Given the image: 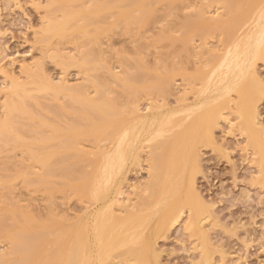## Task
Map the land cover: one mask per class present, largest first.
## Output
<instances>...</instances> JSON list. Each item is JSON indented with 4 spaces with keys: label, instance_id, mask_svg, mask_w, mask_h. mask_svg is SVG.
<instances>
[{
    "label": "rangeland",
    "instance_id": "374dc122",
    "mask_svg": "<svg viewBox=\"0 0 264 264\" xmlns=\"http://www.w3.org/2000/svg\"><path fill=\"white\" fill-rule=\"evenodd\" d=\"M146 1V9H148V11L145 9L146 12L142 14L143 17L141 16L140 18L138 17L141 15L139 11L143 9L142 7H145L144 4H146ZM146 1L0 0V58H2L0 61V120H3L2 122L5 123L6 121L8 123L11 122L10 124L12 125V128L10 127V124H7L6 126L13 130L12 132L11 129L8 128L9 135H7V132L5 135L4 132L6 130H4V132L1 133L2 135H5V137L0 136V258H2L3 252L6 250L4 231H1L5 230L4 225L7 226L5 223H9L4 220L7 212H11V216H13L12 212H14L15 217L16 213L19 215L18 211L25 213L24 210H19V208H22L25 209L26 212L31 211L30 213L28 212L29 214L26 213L28 214V217L30 216V218H33V214H35V216L40 218L42 215L47 214L45 213L47 212L46 207L49 202H52V214L55 216L53 218L52 216L48 217L50 220L51 218L53 219V223L55 222L57 227L59 225L60 228H62L64 224H68L69 222H66L63 218H66L67 216L70 218L69 215L75 213L80 214L83 211L82 208L85 205L84 202L86 201L84 200H86V198L80 200L84 197L77 198L78 196L74 193L77 196L76 197L73 194L72 188L69 187L71 182L74 183L76 180H70L71 182H69V178L72 177L73 179L74 176L71 175L70 177V174L68 173L70 172L69 167H67L68 172H63L67 174H64L63 176H61V174L58 176V173V175L53 178L55 182L52 180V183L55 188L53 189L51 188L53 186H49V189H53L52 193L54 195L48 194L45 190L48 189V182L47 188L42 185L34 186L36 185L34 181H31L30 183V179H33L35 176L33 173H30V171H34L33 169H37V167L34 166L36 165L33 160L34 157L30 156V159L29 154L31 152L34 153V148H37L35 147L37 145H34L35 143L37 144L34 139H37L36 133L39 135L37 128H40V123L44 125L40 128L44 134H46V131L50 130V127L47 126L46 128L48 123L49 125L54 124L53 126L57 125L58 127L56 126V129L60 127V130H66L68 129L66 127L67 125L69 128L73 125V127L78 128L81 131H84L85 128L88 129L91 125V123L87 122L89 121L88 119H86L87 121L85 122L84 117L86 115H83V112L80 115L81 111L77 108L79 104H76L77 102H75L74 99L73 101L75 103H70V98L72 99V97L69 96L70 91H67L69 94L66 93L65 86L67 88L71 86L70 90L72 87L80 89L79 91H81L80 93L83 95H78L80 93L76 92V97L79 96V100L80 98L83 99L84 96L95 97V100L98 99L97 95L99 94L96 93L97 88H101L107 94V97L109 96L114 99V103L109 99L113 104L117 102L116 105H119L122 107L121 109L124 110L129 104L127 94L130 90H127L126 87L125 89L123 88L119 82L120 78H126L132 74V80L133 75H136L141 71L139 73V75H142L141 81L142 78H144L143 81L146 82L143 84H146L145 86H147L149 82L150 85L153 84L154 86H152L153 89H148L146 91L141 90L143 86L141 85L140 87L139 84L138 87H140V90H137L135 93V95H137V103L141 104V107L143 108H145L144 106L146 105L157 107L161 105V109L159 108L160 111H165L167 107L174 105L173 101L178 94V87L184 84V81L178 74L180 69H186L188 73L192 72L194 67L192 62L196 60L197 56L193 54L192 51L195 49L192 48H194L196 44H201L203 48L206 47L204 48L205 52V49H214L217 44H220V41L218 42V40L223 38L218 34H225L221 32H226L227 34V30L230 31L233 27L236 29L239 23L241 24L240 27L238 26L239 29L248 27L246 30H251L250 19H246L245 15L249 13L250 16H257L264 11V0ZM60 2L65 5L58 4ZM143 2L144 6H141V3ZM67 6H69V8ZM138 7L141 10H138ZM63 9H69L68 11L71 10L68 12V15L71 13V19L69 18V23L66 25V31L64 30V34L61 35L62 37H58V35H55L54 37L50 35L51 37H49V33L44 31L47 29L46 25L48 23L51 25L54 21L63 19L61 17V15H63L62 13L65 11H63ZM242 12L243 14L246 12L247 14L245 13L243 16ZM91 16L93 18H90ZM200 16H202L204 20L213 18L214 26H212V24L211 27L206 25L209 27L207 28L206 26H203V24L202 26L206 28H203L204 31H202V26L200 28L199 25L205 23L206 20H201L198 25L197 23L199 20L197 19ZM88 17L90 19H88ZM196 20L197 23H194ZM71 21L73 22V25L71 24ZM215 21L217 24H215ZM186 22L190 25L188 26ZM191 24L192 26L197 24L198 26H194V28L199 30L196 32V29H194ZM209 24L210 23L208 22V25ZM190 26L192 29H190ZM206 29L210 31V34L209 31L206 32ZM185 30L190 32L188 35H194L191 39L189 38V43H187L188 50L186 53H188L189 47H191L190 45H193L191 51L187 55L184 51H179L181 46L180 42L177 41L178 39H176L178 36L180 39V35ZM200 30L202 33H206L204 34V38H202L204 39V42L199 39L198 35H196L197 33L200 34ZM193 32L194 34H192ZM45 33L48 38L44 43L42 42V39H45ZM184 35L186 34L184 33ZM190 35L188 37H190ZM40 38L42 39L40 40ZM172 39H176V41H172ZM202 47L199 45V48ZM199 48H197L196 51H199ZM89 53L92 54L89 56ZM206 55L208 54H204L203 57ZM11 60H14V63H11ZM26 63L31 67H29L31 71L28 72V75L31 72V78L47 76L46 78H50V80L53 79V83H55L56 79L59 77L61 78V82L57 81L56 83L62 87L64 86L63 88H65V90L60 86L61 88L58 94H61L58 96V94L55 93L58 96V100L56 99V95L54 96V99L56 100H53L52 96L54 94L51 96V93L48 92V90L37 92V89L35 91L33 86L35 83L33 85L31 84L32 82L29 83L30 77L20 68L21 64L26 65ZM136 66L138 67V71L140 70L138 73L136 71ZM144 71H146V73ZM256 71L264 82V60H258L256 62ZM112 74L115 75V78ZM136 77L139 78L140 76ZM168 77L172 80V87L169 88L166 87V85H163ZM36 79H34V81H36ZM134 79L139 83L138 79ZM14 80H18L16 83L19 82L18 84L21 86L24 83L25 85L23 84V86L26 87V89L17 92L19 95H15L19 97L21 94L28 92L30 94L26 93V95H28L27 97L32 96V98L34 97V100L30 98L27 99L24 95L21 96V98L24 97L26 101L23 99L20 100V97L18 98L14 93H10L8 86L10 82L13 83ZM128 80L129 79L122 82L126 83L131 81ZM138 83L136 82V87ZM122 89L127 91L120 92ZM73 91L75 90L73 89ZM20 92L22 93L20 94ZM62 92H65L64 94H67L68 98ZM6 93L9 94V97H12H10V101L14 99L12 100L14 103L17 100L18 102L20 100V103L24 101L22 104H25L28 101L26 103L27 112L24 111L25 105L21 104L23 110L19 108V111H13L12 113L9 112V114L7 113L8 118L11 119H9L10 122L5 119L7 117L4 113L6 110L3 109L2 106L5 99L6 101H9L6 98L8 95ZM81 100L79 101L80 103L82 102ZM18 102L16 104L20 107V103ZM37 102L38 104H36ZM60 103L63 104V108L66 103H68L66 104L67 107L71 104L68 108H65V110L67 109V112L64 111L62 106L59 108L61 105ZM166 103H169V105L166 106ZM163 104H166L164 106L165 108L162 107ZM122 105L125 107L123 108ZM51 106H54L53 108H55L54 110H51L52 112H50L51 108L47 109V107ZM115 108L118 109L116 106ZM23 111L24 114L22 113ZM257 111L259 114L258 120L262 123L264 128V95L261 96L260 101L257 103ZM14 112H21L22 114L18 113V115ZM55 113L58 114V116ZM108 113L110 114L111 112ZM233 114L231 113L228 115L233 125L221 120L219 126L214 128V142L212 144L198 145L200 171L194 176V185L204 203V210L210 214V218L205 220L202 225L207 238V257L203 254L205 251L202 249L201 241L196 236L191 235L188 230L185 231L186 228L184 225L188 215V213H186L182 216L179 222L167 229V231L162 234L163 236L160 235L156 238L154 252H156V255L158 254V256L155 257H158V260L155 259L157 264H264V178L258 172L255 149L249 144L245 133L243 134V132L241 133L239 130L237 126L238 124H236L238 119L235 116L236 114ZM77 115L80 116L78 117ZM82 115L84 117H82ZM91 116H93V114ZM108 116H105L106 119ZM111 116L110 118L112 121ZM80 117H82V119ZM93 118L96 121L97 118ZM71 119L73 121H71ZM42 120L46 121L47 124L46 122L44 124ZM72 122H74V124H72ZM84 122L89 123L90 125L87 126ZM60 130H58L59 137L57 136L59 139L62 138L60 142L65 140H63L62 136L65 138L74 136L73 139L69 137L72 140L67 138L71 142V144L68 145H72L74 142H76L74 143L76 145L74 150H65V147L61 150L57 149L59 148L56 146L58 143L56 144L55 142H52L53 145L57 147L54 146L55 149H53L58 151L56 152L55 157H53L56 158V161L58 160L57 156L58 158H62L63 155L61 156V154L66 152L64 154L72 153L70 156L76 154L77 159H82V157L84 159V157H86L84 160L90 164L89 161L95 159L97 155L94 156L96 147L98 149V146L106 145L107 143L106 140L100 139L101 136H98L97 133L95 136L90 135L89 133L85 134L83 135V138L81 135L77 136L79 133L76 134L77 137H75V135H70L69 129L67 132H59ZM14 131L17 132L14 133ZM19 136L20 140H17L16 138ZM49 136H51V134ZM46 137H48V135H46ZM58 138H56L57 141ZM21 139L23 140L21 141ZM60 142L59 146H61ZM46 150H49V148ZM143 150L145 151L146 149ZM142 153L143 157L140 158L141 162L130 166V168H132L131 172L128 171L126 177L127 181H124L123 183L125 195L122 196L124 200H126V197L130 199L127 202L128 204H137L142 197L146 196L144 188L147 184L146 182H149V179H151V173H148V165L145 161L146 153ZM79 154L83 156L81 157ZM75 157L73 158L74 160H70L69 158L66 159L67 157L65 156L64 159L69 160L70 163L68 161L67 164L65 161L62 163L67 166L68 163L71 164V162L73 163L76 160ZM81 159H79V161L77 160V162L80 163L79 165L84 163L81 165L83 168L86 165V162L83 160L84 162L81 163ZM59 164L57 165L59 166ZM63 164L60 165L61 169L63 166L65 167ZM72 165L70 166L72 167ZM87 166L88 165L85 166L86 168L84 170L88 173L91 166ZM78 167L80 166L76 165L74 167L75 170H77L76 172H79L80 170L82 171L81 168L80 170L76 169ZM67 168H63V170H66ZM75 170L70 173L73 174ZM57 172H59V170ZM76 172L75 175L77 174ZM81 174H84V171ZM23 176H25V178L28 177V179L25 181ZM78 176H80V174H77L74 178H78ZM36 179L37 176H35V181L38 182V179ZM43 184L46 183L44 182ZM50 195L52 201H50ZM48 197L49 200H47ZM51 206L47 208H51ZM16 207H18V209ZM14 210L18 211L15 213ZM42 212L45 214H42ZM50 213H48V215ZM7 217L10 218L9 215ZM48 217L43 218L44 222H49V220H45ZM35 219L38 220L37 218ZM14 220L16 219L10 221L14 222ZM57 220L58 222H56ZM40 221L42 220H38L37 223H35L36 221H33L35 225H32L33 222L31 221L30 224L28 221V227L31 225L29 228H34L35 232L39 231L40 229L38 228V225H40ZM61 223L63 225H61ZM56 225H54V229L57 228ZM63 227L64 229L62 230L58 227L60 231H56L58 232L56 235H54L55 231H53V236L51 234H49L50 237L45 236L48 240H46L47 242L45 241L47 244L44 242V245H48L50 241H55L58 235L65 231L66 227ZM39 233L40 231L37 234ZM207 248L204 250H207ZM205 258H207V260ZM109 259L107 262L106 260H103L106 262H103V264L131 263V261H126L123 257L121 259L120 255L118 257L116 254H113L111 260ZM94 263L96 262L94 261Z\"/></svg>",
    "mask_w": 264,
    "mask_h": 264
},
{
    "label": "bare ground",
    "instance_id": "6f19581e",
    "mask_svg": "<svg viewBox=\"0 0 264 264\" xmlns=\"http://www.w3.org/2000/svg\"><path fill=\"white\" fill-rule=\"evenodd\" d=\"M145 3L146 4H144V2L141 3V6L145 5V7H142V10L138 7V10H141L139 11L141 15L137 16L140 18L142 14L146 12V10L148 11V9H146L147 1ZM58 4L64 3L60 2ZM67 7L69 8V6ZM66 10L67 9H63L64 12L62 13L63 15H61L63 19L54 21V23H52L51 21L52 24L49 25L48 23L46 25L47 27L45 26L47 29H43L44 31H46V33H49V37H51L50 35H52V37L58 35L59 37L64 34V30L66 31V25L69 23V18L71 19V13H69L68 15V12H70L71 10ZM245 13L246 12H244V14ZM244 14L242 12L243 16ZM245 16L246 19H250L251 30H246L248 27L239 29L241 25L239 23L236 29L233 27L232 30H227V34L226 32H221L223 34L225 33L224 35H221L219 33L218 35H220L221 38L223 37L222 39L218 40V42L220 41V44H217L214 49H205L207 53L204 51V48L206 47L203 48L201 44H196L194 48H192L193 45H190L191 47H189L188 53L192 48L195 49L192 51L193 54L197 55L196 60L192 62L194 67L191 73H188L186 69H180L178 74L184 81V84L178 87V94L173 101L174 105L167 107L165 111H160L161 105L158 107L146 105L144 106L145 108H143L141 107V104L137 103V95H135V93L137 90H140L141 85L143 86V89L141 88V90L146 91L148 89H153L152 86H154L153 84L150 85L149 82V85L147 84V86H145L146 84H143L146 82L143 81L144 78H142L141 81L142 75H139L141 71H138L137 66L136 71L137 73H139L136 75L134 74L132 80V74L126 78L118 77L120 78L119 82L123 86V88L125 89L126 87L127 90H130L127 94L129 104L127 105V107L122 105L123 108L125 107L124 110H122V107L116 105L117 102L113 104L115 102L114 99L110 98L109 96L107 97V94L101 88H99L100 90L97 88L96 93L99 94L97 95L98 99L95 100V97L93 98L90 96H81L83 97V99L80 98V100L82 99V102L80 103L79 96L76 97L77 93L81 92L79 91L80 89L72 87V89L70 90L71 86L68 88L65 86V90V88H63L64 86L62 87L61 85H58V83H56L57 81L61 82L60 77L56 79L55 83L52 82L53 79L50 80V78H46L47 76H44L45 78L41 76V79L33 77L34 79L37 78L36 81L38 82H36L33 78H31V72L28 75V72L31 71L30 65L28 66L27 63L26 65H20L22 71L25 74L27 73V75L30 77L29 83L32 82V85L35 83L33 85L35 91L37 89L39 90H37V92H44L48 90V92L51 93V96L54 94L52 96L53 100H58V96L59 94H61H58V92H60L59 90L61 87L66 91V93L67 91H70V94L67 93L70 97H72V99L70 98V103L72 102L71 104H74L75 102H77L76 104H79L80 106L77 107L81 111L80 115L83 112L82 114L86 115L85 117L82 115V117H84L85 119V122L87 121L86 119H88L89 121L87 122L91 123L90 125L89 123L84 122V124H87V126L90 125L88 129L85 128L84 131L73 127V125H71L69 128V126L67 125L66 127L70 130V135H75V137L81 135L84 138L83 135L88 133L94 136L98 134V136H101L100 139L106 140L107 143L106 145L104 144L102 146H98V149L96 147L94 156L96 154L97 155L95 159L89 161L90 164H88V162L84 160L86 157H84L83 159V155L81 156V153L79 154L82 157V159L79 158L81 159V163L85 161V164L88 165L87 167H89V165L91 166V169L87 173L84 170L86 168V165L82 168L81 165H83L84 163L79 165L80 163L77 162V160L79 161V159H77L75 152V155L71 156L70 154L72 153L64 154L66 153L64 152L63 154H61V156L63 155L62 158H58L57 156V161L56 158H53L58 151L54 150L55 145H53L52 142H55L56 144L58 143L56 146H58L59 148H57L56 146L55 147L61 150L64 147L65 150H74L76 145L74 143L76 142L72 143V145H68L71 144L70 140L74 138V136L71 137L69 135L68 136L72 139H70L69 137L67 138H69L70 140L62 136L63 140H66H64L66 143L69 141L67 144L64 141L60 142V140L62 139L58 138V130H60V127L56 129L57 125H49V123L47 124L46 121L42 120L44 124L46 122V128L48 126L50 127V130L46 131V134H44L40 129L42 128L41 126H44L41 123L39 124L40 128H37L39 131V135L38 133H36L38 140L34 139L37 142V144H34L37 145L35 146L37 148H34V153L31 152L29 154V158L31 159V157H34L33 160L36 165H32L36 166L37 169L33 167L34 171H30V173H33V175L37 176L39 183L35 181V176L33 178L34 180L30 179V183L31 181H34L36 183V185L34 186L42 185L46 188L47 184L49 183L48 189L50 188L49 186H53L51 188L54 189L55 186L52 183V180L54 181L53 178L57 176L58 173V176H60L61 174V176H63L64 174H67L63 173L64 171L68 172L67 167H69V171L72 172L73 170H75L74 167L76 165L80 166L76 169L80 170L81 168L82 171L78 170L79 172H76L77 170H75L73 174L68 172L70 174V177L71 175L77 176V174H80L78 178H74V176L73 179L72 177L69 178V182L75 179L76 180L74 183L71 182L70 185L68 182V185L70 188H72L73 194L75 193L78 196L77 197L74 194L77 198L84 197L80 200L86 198V200H84L86 202L83 201L85 205L82 208V213H75L73 215H69L70 218L68 216L66 218H63V220H65L66 222L69 221L68 224L64 225L61 223V225L66 227L65 231L61 232L55 241H50L51 243L48 241L49 243L46 246L44 245V242L48 239H46L45 236L50 237L49 234L52 235L54 233L53 231H55L54 235H56L60 230L64 229L63 226L62 228H60V226L58 225V227L60 228L59 230L56 223H53L52 218L55 215L52 214V202L50 203L48 201L49 203L47 207L51 206V208L46 207L47 212L45 213H47V216L42 215L40 218L35 216V214H33V218H30V216L28 217V214L31 211H28V213L25 209L22 208H19V210H24L25 213L14 210L15 213L17 211L19 213V215L16 213L15 217L14 212H12L13 216H11V212H7L8 214L6 213L5 216L7 217L9 215L10 218L7 217L6 219V217H4V220L5 222H9L10 224L5 223L7 224V226L3 224L5 230L1 229V232L4 231V237L6 239V250L5 252H3L2 258H0L1 264H103V262H105L103 260H106V262L109 258V260H111V258H113V254L118 255V257L120 255V258L122 259L123 257V259H126V261H131L130 264H157L155 259L158 260V257H155L158 256V254L156 255V252H154V244L156 238L167 231V229H169L172 225L179 222L182 216L186 213H188V215L186 223L184 225L186 228L185 231L188 230L191 235L196 236L201 241L202 249L206 252V254L205 252L203 254L205 257H207V238L202 225L205 220H208L210 218V214L204 210V203L194 185V176L197 172L200 171V156L198 145L212 144L214 142V128L219 126L221 120L227 123H231V119H229L228 117V115H230L231 113L236 114L235 116L238 119L236 124H238L237 126L239 130L241 131V133H245L249 144L255 149V154L257 156L256 163L259 170L258 172L264 178V128L262 126V123H260L258 120L259 114L257 111V103L258 101H260L261 96L264 95V82L259 77L256 71V62L258 60H264V11L257 16H250L249 13ZM90 18L93 17L91 16ZM90 18L88 17V19ZM197 20H199L198 23ZM197 20L194 23H197L199 25V22H201V20L203 21L204 19L202 18V16H200ZM206 22L201 23L199 25L200 28L203 24V26L207 25L211 27V24L212 26H214L213 18L207 19ZM208 22L210 23L209 25ZM71 24L73 25L72 21ZM186 24L188 25L187 22ZM197 24H195L194 26H198ZM215 24H217L216 21ZM194 26L192 27L194 28ZM203 26L201 28L202 31H204L203 28L207 27ZM192 27L190 29H192ZM198 30L196 29V32ZM201 30L199 31L200 34H196V32L195 34L199 36V39H201V41H203L204 39L202 38H204V34L206 33H202ZM185 31L181 34L182 36L180 35V39L179 36L177 38H174L178 39L177 41L180 42L181 48H179V51L181 50L186 53V51L188 50L187 43H189V40L192 36L194 37V35L189 34L190 37H188V33H190L188 32L189 29L188 31ZM208 31L209 30H207L206 32ZM46 33L44 35V40L42 39L43 37L40 38V40L42 39V42L44 43L48 38V36H46ZM184 33L186 35H184ZM192 34H194V32ZM176 39H172V41H176ZM199 45L203 48L204 54L208 55L203 57L204 54L202 48H199ZM196 47L199 48V51H196ZM188 53H186V55ZM90 54L92 53H89V56ZM1 60L2 58H0V61ZM10 62L14 63V60H11ZM144 72L146 73V71ZM136 76L140 77L138 78ZM113 77L115 78V75H113ZM134 78L138 79L139 83L138 81H135ZM127 79L131 80H128L130 83H124L125 81H127ZM166 79L167 81H165V84L163 83V85H166V87L168 88L172 87L171 78L168 77ZM17 81L18 80H14L13 83L10 82L8 86L10 93H14V95H19L17 93L18 91L26 89V87L23 86L24 83H21V86L20 84H18L19 82L16 83ZM136 82L138 83L137 87L135 86ZM138 85L140 87H138ZM73 89L75 91H73ZM124 89H122L120 92L127 91H124ZM21 93L22 92H20V94ZM26 93L30 94L28 92ZM26 93L19 96L20 100L23 99L24 101H26L24 99V97L28 96L26 95ZM55 93L58 94V96ZM67 94L64 95L67 97ZM23 95L24 97L21 98V96ZM55 95L57 97L56 99H54ZM78 95L83 94L80 93ZM10 97L8 94L6 98L9 101H6L5 99L6 102L4 101V104L2 105L3 109L6 110V112H4L5 115H7V117L5 118L4 116V118L9 122L11 120L10 118H8L9 112L12 113L13 111H19V108H21L22 105H25L24 111L27 112L26 103L28 102L27 101L25 104H22L24 103L23 100L22 103H20V100L18 102L17 99L19 97L17 96V101L15 100L16 102L14 103L12 102V100L14 99L10 101ZM29 98L34 100V97L32 98V96L27 97V99ZM73 99L75 102L73 101ZM109 99H111L113 103ZM17 102L20 103V107L17 106ZM36 104H38V102ZM60 104L59 108L61 106L63 108V104ZM66 104L63 108L64 111L67 110H65V108H68L71 105L69 104L67 107ZM114 105L118 107V109L115 108ZM165 105L163 104L162 107H164ZM168 105L169 103L166 106ZM53 107H47V109L51 108L50 112H52L51 110L55 109ZM21 109L23 110V108ZM24 111L22 112L23 114ZM108 112H111L110 114L112 116ZM18 113L21 112H17L15 114ZM107 113L109 116L107 115ZM58 114L56 115L58 116ZM92 114L93 116H91ZM104 115L108 116V120ZM87 116L90 117L88 118ZM110 116L112 117V121ZM82 117L80 118L82 119ZM93 117L97 118L98 120L96 119L95 121ZM0 121V136L5 137L6 132L7 135H9L8 131L12 128V125L10 124L11 122L8 123L6 121L5 123L2 122L3 120ZM71 121L73 120L71 119ZM7 124H10L11 128L7 127ZM72 124H74V122H72ZM231 125L233 124L231 123ZM68 129L60 130L59 132H67ZM4 130L6 131L4 132ZM11 131L13 132L12 129ZM1 132H4L5 135H2ZM16 132L14 131V133ZM47 133H50L51 136H49L50 134ZM78 133L79 135L76 136V134ZM46 135H48V137H46ZM56 138H58V141ZM16 139L20 140V136ZM22 140L23 139H21V141ZM59 142L61 143V146H59ZM46 146L49 148V150H46L48 149ZM143 149L146 150L144 151ZM142 152L146 153L145 161L148 165V173H151V179H149V182H146L147 184L144 188V193L146 196L142 197L141 200L139 199V203L136 201L137 204H128L127 202L130 199L126 197V200H124L122 196L125 195V192L123 190V183L124 181H127L126 177L128 171L131 172L132 168H130V166L139 164L141 162L140 158L143 157ZM65 156L67 157L66 159L69 158L70 160H72L76 156V160L73 163L71 162V164H69V160L64 159ZM59 159L63 160L61 161ZM64 161L66 162V164L67 161L69 162L67 166L66 164L62 163ZM57 164H59V166ZM61 164L65 165V167L62 165V169L60 168ZM70 165H72V167ZM63 168L67 169L63 170ZM57 169L59 170V172H57ZM83 171L84 174H81L83 173ZM75 172L77 173L76 175ZM23 177L25 181L26 179H28V177ZM65 177L68 178L67 176ZM44 182L46 184H43ZM48 189L45 190L48 194L52 195L53 189ZM51 195L50 201H52ZM47 200H49V197ZM16 208L18 209V207ZM45 213L42 212V214ZM48 213H50L51 215H48ZM43 216H52V218L50 220V218L48 217L45 220H49V222H44L43 218L45 217ZM35 218H37L38 220H42L40 221V225L37 224L38 228L40 229L39 234H37L39 231L35 232L34 228H32L33 230L29 228L31 225H29L28 227L29 223L31 224V222L33 221H36L35 223L38 222V220H36ZM13 219L16 220H14V222L10 221ZM56 222H58V220ZM35 223L33 222L32 225H35ZM54 225H56L58 229H54ZM205 248H207V250H204ZM205 259L207 260V258ZM94 261L96 263H94Z\"/></svg>",
    "mask_w": 264,
    "mask_h": 264
}]
</instances>
